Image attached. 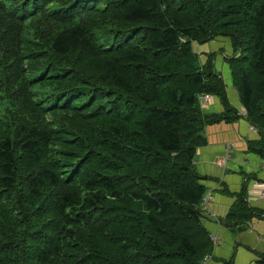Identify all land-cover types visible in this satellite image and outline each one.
Segmentation results:
<instances>
[{"label":"trees","instance_id":"16d2710c","mask_svg":"<svg viewBox=\"0 0 264 264\" xmlns=\"http://www.w3.org/2000/svg\"><path fill=\"white\" fill-rule=\"evenodd\" d=\"M218 38L264 157V0H0V264H200L195 152L239 118L193 49Z\"/></svg>","mask_w":264,"mask_h":264},{"label":"crops","instance_id":"0c3cea01","mask_svg":"<svg viewBox=\"0 0 264 264\" xmlns=\"http://www.w3.org/2000/svg\"><path fill=\"white\" fill-rule=\"evenodd\" d=\"M197 45V44H196ZM194 51L204 63L209 55L213 67L225 84L229 105L238 113L233 123H218L204 128L205 145L196 149L193 168L205 193L212 200L201 212V222L216 238L211 259L207 264H258L264 257V198L248 196L254 184L264 182V157L252 151L251 142L261 141L262 135L247 122L243 107L233 86L227 57L232 53L229 39H216L200 45ZM224 108L218 97L210 95L202 110L205 114H220ZM245 191L248 205L256 209L258 216L243 226L242 230L232 229L223 224L234 203V195Z\"/></svg>","mask_w":264,"mask_h":264},{"label":"built area","instance_id":"2783aa9c","mask_svg":"<svg viewBox=\"0 0 264 264\" xmlns=\"http://www.w3.org/2000/svg\"><path fill=\"white\" fill-rule=\"evenodd\" d=\"M210 95L208 94H202L198 96V104L201 110L205 108V103L209 100ZM242 116L245 114V110H242V113H240ZM254 130V127H252ZM255 196L257 198H264V182L254 184L253 189L248 192V195L246 194V198L248 196ZM248 199V198H247ZM212 200V195L210 193H204L200 200L199 208H204L208 202ZM210 240L212 242V246L217 243V240L215 237L210 236ZM211 259V252L205 255L202 260L200 261V264H207L209 260Z\"/></svg>","mask_w":264,"mask_h":264},{"label":"rangeland","instance_id":"374dc122","mask_svg":"<svg viewBox=\"0 0 264 264\" xmlns=\"http://www.w3.org/2000/svg\"><path fill=\"white\" fill-rule=\"evenodd\" d=\"M198 46H200V45H196V44H194V48H195V49H197V48H198Z\"/></svg>","mask_w":264,"mask_h":264}]
</instances>
